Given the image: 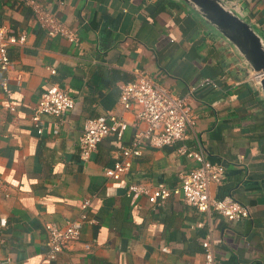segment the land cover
<instances>
[{"label":"crops","instance_id":"crops-1","mask_svg":"<svg viewBox=\"0 0 264 264\" xmlns=\"http://www.w3.org/2000/svg\"><path fill=\"white\" fill-rule=\"evenodd\" d=\"M36 1L78 41L48 36L26 0H0V24L26 36L7 49L10 72L0 68V211L7 217L2 257L12 264H204L201 242L209 235L222 264H264V98L233 67L231 52L209 26L181 0ZM235 1L264 35V0ZM136 69L187 100L208 157L226 167L211 194L244 203L249 218L198 211L177 195L154 204L141 196L132 205L128 183L174 186L192 166L178 152L182 144L194 146L190 130L172 145L143 144L122 179L104 175L134 132L133 112L118 100ZM203 77L216 85L189 93ZM5 78L9 92L1 86ZM51 85L75 103L62 116L42 114L38 132L31 116ZM108 113L127 121L123 137L102 138L82 160L78 136L85 120ZM84 199L87 220L78 239L48 259L46 225L78 218Z\"/></svg>","mask_w":264,"mask_h":264},{"label":"built area","instance_id":"built-area-1","mask_svg":"<svg viewBox=\"0 0 264 264\" xmlns=\"http://www.w3.org/2000/svg\"><path fill=\"white\" fill-rule=\"evenodd\" d=\"M32 8L37 23L45 29L48 36H62L70 42L76 43L77 36L57 19L52 13L44 9L36 0H26ZM24 33L14 34L6 26L0 24V68L8 73L11 70V62L7 49L12 45H21L25 42ZM54 72V69H50ZM16 81H21L22 73L14 76ZM259 88L258 82L254 81ZM215 86L211 77H203L196 83L188 86V92L192 93L205 86ZM2 88L9 92L6 78L1 81ZM74 98L57 85H51L41 92L36 103L31 120L38 132L42 130V114L62 116L74 106ZM119 105L124 110H132L134 128L129 143L120 145L121 158L112 166L104 168V175L108 179L119 180L129 171L132 159L141 153V146L147 144L150 147L161 148L172 145L176 141L185 139L187 131L192 133L193 147L182 144L178 152L190 159L193 164L186 171L179 174V181L174 186L165 183H157L150 186L143 183H128L125 194L131 199L132 205L138 206L137 199L145 196L148 203L163 202L170 195H177L185 203L190 204L198 211L210 212L222 215L228 220H240L250 217V209L247 205L237 200L228 198H216L211 194L212 184L222 182L226 167L224 163L211 160L197 131V116L185 98L172 93L168 88L157 83L148 74L141 70H135L133 80L123 83L120 88ZM10 110H14L10 106ZM127 121L120 115L108 113L98 115L85 120L83 129L78 136V149L80 158L86 161L97 143L106 136H115L121 139L127 126ZM2 182L0 180V187ZM89 204L84 199L81 204V212L78 218L68 220L59 227L53 223L46 225L47 230V258L53 259L56 254L78 239L81 226L87 220L85 210ZM7 217L0 211V264H12L9 257H2L4 238L2 229L6 227ZM204 248V264H222L214 258L213 246L209 235L201 242ZM161 250L167 251L166 246Z\"/></svg>","mask_w":264,"mask_h":264},{"label":"water","instance_id":"water-1","mask_svg":"<svg viewBox=\"0 0 264 264\" xmlns=\"http://www.w3.org/2000/svg\"><path fill=\"white\" fill-rule=\"evenodd\" d=\"M209 26L231 52L233 67L254 77L264 98V35L242 14L235 0H181Z\"/></svg>","mask_w":264,"mask_h":264},{"label":"rangeland","instance_id":"rangeland-1","mask_svg":"<svg viewBox=\"0 0 264 264\" xmlns=\"http://www.w3.org/2000/svg\"><path fill=\"white\" fill-rule=\"evenodd\" d=\"M250 79H251V81H253V82L255 81L254 77H252V78H250Z\"/></svg>","mask_w":264,"mask_h":264}]
</instances>
